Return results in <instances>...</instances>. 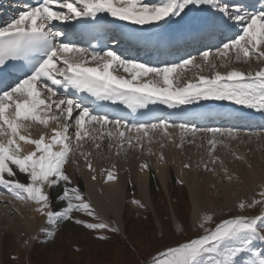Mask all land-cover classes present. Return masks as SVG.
<instances>
[{
  "label": "snow or ice",
  "instance_id": "6c2138e0",
  "mask_svg": "<svg viewBox=\"0 0 264 264\" xmlns=\"http://www.w3.org/2000/svg\"><path fill=\"white\" fill-rule=\"evenodd\" d=\"M206 13L202 33L220 30L216 46L206 45L197 56L188 55L179 62L151 66L129 58L107 43H92L94 32L106 31L116 21L141 26L161 27L178 23L198 13ZM69 29H74L69 31ZM88 34L87 42L73 36ZM113 44L119 43L112 37ZM219 61V64H217ZM260 64L247 72L236 64ZM195 67L198 74L179 85L178 70ZM225 68L226 71H218ZM122 71L126 75H116ZM207 71L210 75H204ZM12 76V79H7ZM201 100L230 101L264 112V0H35L25 3L9 22L0 26V192L21 202H31L34 211L45 218L46 227L39 232L45 241L57 234L66 222L96 232L119 233L116 224L106 222L78 185L73 183L65 166L77 153L85 158L87 168L95 172L91 153L80 151L83 142L107 137L109 148L115 137L117 155L125 144L129 149L169 127L180 128L201 141L207 140L210 163L217 146L226 147L225 139H234L235 128H197L187 124L128 122L122 117L101 113L98 102L123 105L132 113L149 105H166L169 109ZM55 125V127H53ZM100 126L99 136L95 135ZM42 127L39 138L25 134ZM74 129V131H73ZM104 129H110L103 131ZM50 133V134H49ZM166 134V132H165ZM211 137L209 138V135ZM30 146L25 148L24 146ZM163 146V145H161ZM162 158V157H161ZM239 159V157H237ZM115 166L113 165V168ZM147 169V164H141ZM185 168L190 165L185 164ZM205 170L215 172L204 165ZM226 171V170H225ZM21 175L23 180L20 179ZM112 170L106 181H115ZM95 180V175L92 176ZM231 179V177H229ZM182 183V181H178ZM57 192L55 198L52 192ZM261 199L240 201L242 214L217 222L211 214H202L198 227L202 233L194 238L165 246L145 264H264V191ZM11 203V200L5 202ZM132 204L142 208L138 200ZM56 205H59L57 208ZM258 214H245L255 210ZM82 214L87 219L78 218ZM212 225V226H207ZM107 240L106 235H97ZM30 237L24 241L28 247Z\"/></svg>",
  "mask_w": 264,
  "mask_h": 264
},
{
  "label": "rangeland",
  "instance_id": "374dc122",
  "mask_svg": "<svg viewBox=\"0 0 264 264\" xmlns=\"http://www.w3.org/2000/svg\"><path fill=\"white\" fill-rule=\"evenodd\" d=\"M217 64H219V61H217ZM235 67L243 71L252 70L254 72L261 65L253 62L251 68H249L248 64L239 63ZM198 71L196 68L195 70L194 68H188V72L179 75V85L182 86L185 80L193 79ZM218 71L224 72L226 69L218 67ZM203 74L209 75L210 73L205 71ZM240 107L246 108L244 106ZM31 129L28 131L30 135L31 132L37 133V135L40 134L37 128L34 131H31ZM168 130L173 132L175 136L165 141L164 135ZM201 135V133H197L192 136L183 132L180 128L169 127L155 133L152 136L151 143L147 140L142 141V148L140 146L135 147L138 149L131 148L137 150L132 154V159L140 154L145 157V164L151 167L148 156L153 146L158 145L161 150L168 147L171 154L177 158H182V162H179L177 169L180 173L187 176L189 171V174L194 173L193 176L199 174V177L209 173L213 178L217 173L220 174L210 185L208 192L215 198L217 205L221 208L220 211L214 214V220L218 222L221 218L242 214L237 202L227 209L221 206L225 197L231 198L242 193L244 183L242 182L241 172L243 168H246L245 164L248 160L251 164L254 163L257 169L259 167L264 169V128L260 132L252 131L249 134H244L242 131L241 133L238 132L234 139L217 137V139L224 140L226 145V147L218 145L214 152L222 165L220 162L215 165L210 163L209 145L207 140L201 141ZM208 135L210 138L211 134ZM100 141L108 143L107 137ZM86 145L91 146V141ZM124 147L126 148L125 153L130 150L127 144ZM96 149L94 147L93 151L98 152L99 155L103 154V150L97 151ZM107 153L110 155L112 151H109L108 148ZM76 155H78L77 158H80L78 160L84 163V157L78 153ZM107 159H110L109 156H107ZM170 164L172 165V163ZM185 164L190 165V167L185 168ZM205 164L210 168H214L215 172L206 171ZM74 165L76 166V164ZM241 165L242 167H240ZM222 168L231 172V174L223 178L222 175L227 172ZM238 168H241V170L238 171ZM167 180V187H163L159 180L155 181V185L148 191L149 201L142 196L136 187L127 186L126 202L122 210V218H120L122 228L119 233H96L82 226L66 222L60 226L54 238L45 241V238L39 232L42 227H46L45 218L43 217L42 227L37 232L39 239L33 240L29 250L21 248L10 229L13 228L14 221L19 218L16 211H14L15 207L12 205L14 204L19 210L24 207L25 216L31 217L29 206L31 202H21L1 192L0 231H3L5 243H3L4 248L0 257V259L2 258L0 264H145L152 255L165 246L194 238L203 231L192 226V205L187 187L183 183H178L175 177L168 176ZM258 196L257 191L252 197L256 199ZM134 199L138 200L143 207L140 208L132 204ZM9 200H11V203H7V206H5V202ZM258 213L259 206L255 210H246L245 212V214ZM76 215L78 218L87 219L91 222L90 218L84 217L82 214L78 213ZM173 216L176 217L179 224L177 229L172 221ZM98 234L106 235L109 238L99 240L96 238Z\"/></svg>",
  "mask_w": 264,
  "mask_h": 264
},
{
  "label": "bare ground",
  "instance_id": "6f19581e",
  "mask_svg": "<svg viewBox=\"0 0 264 264\" xmlns=\"http://www.w3.org/2000/svg\"><path fill=\"white\" fill-rule=\"evenodd\" d=\"M206 15L207 14L203 12L198 13L195 16L190 15L184 18L183 22L176 27L182 25L186 21V19H190L191 22H195L199 18L205 17ZM213 101L216 100H204V107L207 106L212 108ZM192 108L193 107H190L187 110L190 111L192 110ZM218 109L219 108H204L201 109V112L206 113L207 111L211 110L213 114H217ZM224 114L227 115L228 118H230L231 115H234V112L228 111ZM197 116L201 117L202 114H198ZM248 116L256 115L249 114ZM262 118L263 117H258L260 121L263 120L264 124V118ZM107 130L110 129H105L104 131ZM99 131L101 130H98L96 132V135L98 136ZM44 132H49V130H45ZM242 132H244V134H249L246 133L245 130H242ZM39 135L40 134L37 135V133H32L30 136L31 138H39ZM174 136L175 135L173 132L169 130L166 131V134L164 135L165 141ZM98 141L101 144V147L96 150H103L102 155L106 154L103 157H101L102 155H99L98 152L93 151L95 145L92 142L91 146H87L86 143L83 142V147L81 148V151L85 153H91L89 159L92 161L95 172H92L87 168L85 158L84 163L78 160L80 159L77 158L78 155H76V157H72V159L76 160V166L69 162L65 166V168L67 174L72 177L73 183L79 186L81 191L85 194L86 199H88L96 208L101 218L109 223L114 222L116 226L120 228V231L122 228L120 218H122V210L124 207V203L126 202L127 186L136 187L142 194V196L147 201H149L148 191L150 188H152V186L155 185V181L159 180V183L163 187H167L168 176L171 178L175 177L177 181H182L183 185L187 187L192 205L191 223L194 228H199L198 223L202 214H211L214 216L215 213L221 210L220 206L217 205L215 198H213L208 193L210 185L220 174L217 173L214 178L209 173L202 175V177H199V174L193 176L194 173L189 174L188 171V175L186 176L177 170L179 162H182V158H177L173 154H171L168 150V147H166L165 150H161L158 145L153 146L148 156V159H150L151 167L148 166L147 169L142 170L140 166L141 164H145V157L138 154L137 156L133 157L134 159H132V154H134V152H136L137 150L130 149L125 153L126 148L124 147L119 151V155H117L118 149L116 145L119 143V141L115 137L114 141H112L111 148H109L107 142L105 143V141H100L99 139L96 142ZM24 147L26 149L30 148V146L27 145H25ZM108 148L109 151H112L110 155H108L107 153ZM107 156H109L110 159H107ZM170 163H172V165ZM113 165L115 166L114 168ZM242 165L240 167H242ZM245 166L246 168H243L241 172L243 176L242 182L244 183L242 193L231 198L225 197L223 200V205L221 207L227 209L233 206V203H239L242 200L245 202H250L253 199V194L257 191L259 196L256 199L261 198L260 193L264 191V169L260 167L259 169H257L254 163H250V160H248ZM108 170H112L116 175L117 178L115 181L105 182ZM222 170L225 169L222 168ZM240 170L241 168H238V171ZM226 172L227 173L222 175L223 178L231 174V172L229 171ZM93 175H95L96 177L95 180L92 179ZM20 179L23 180L22 175ZM51 195L53 196V198H55L57 192L54 191L51 193ZM12 206L15 207L14 211H16L19 218L14 221L13 228L10 229V232L13 234L22 249L29 250L33 240H30V244L28 247L24 246V241L26 239H29L30 237H37V232L42 227L43 217H40L39 214L34 211L35 205L33 203L29 205L31 209V217L25 216L24 207L19 210L16 206H14V204ZM56 207L58 208L59 205H56ZM172 221L177 229L179 224L176 217L173 216ZM3 243H5V236H3V231H0V257L4 248ZM0 260H2V258Z\"/></svg>",
  "mask_w": 264,
  "mask_h": 264
}]
</instances>
